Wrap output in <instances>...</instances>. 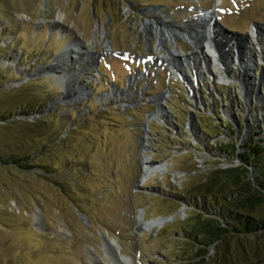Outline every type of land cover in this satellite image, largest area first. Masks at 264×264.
Segmentation results:
<instances>
[{
	"label": "rangeland",
	"instance_id": "1",
	"mask_svg": "<svg viewBox=\"0 0 264 264\" xmlns=\"http://www.w3.org/2000/svg\"><path fill=\"white\" fill-rule=\"evenodd\" d=\"M204 12L205 34L209 26L238 36L254 28L257 59L243 82L234 69L226 86L213 84L219 71L210 59L194 81H175L168 64L143 75L139 56H164L147 24L179 27ZM97 25L110 48L93 43ZM218 33V41L232 38ZM263 36L264 0H0V264H114L104 239L116 240V255L133 264H187V188L242 164L206 145L233 142L239 155L251 129L264 137ZM184 40L178 51L187 57L197 49ZM67 45L90 53L89 63L66 68L81 69L73 100L72 83L57 79L68 62L55 63ZM201 54L204 63L209 55ZM226 57L232 64L236 54ZM203 114L218 137L201 134L215 132L199 127ZM228 124L237 128L233 140ZM145 162L152 168L143 181ZM139 217L166 220L148 229ZM225 251L223 259L210 250L199 264H264V235L231 238Z\"/></svg>",
	"mask_w": 264,
	"mask_h": 264
},
{
	"label": "trees",
	"instance_id": "2",
	"mask_svg": "<svg viewBox=\"0 0 264 264\" xmlns=\"http://www.w3.org/2000/svg\"><path fill=\"white\" fill-rule=\"evenodd\" d=\"M205 120L198 118L199 127L201 122L215 132L211 135L201 128V134L210 139L218 137L217 126ZM233 126L228 124L227 130L234 138L236 129ZM251 131L239 155L235 153L234 143L218 140L214 146L206 145L213 156L236 157L242 164L213 169L204 179L200 178L187 188L185 200L192 208L181 230L183 239L192 247L185 257L187 264H199L210 257L213 249H217L223 259L227 258L226 242L231 238L264 235V137L256 140L259 131Z\"/></svg>",
	"mask_w": 264,
	"mask_h": 264
},
{
	"label": "bare ground",
	"instance_id": "3",
	"mask_svg": "<svg viewBox=\"0 0 264 264\" xmlns=\"http://www.w3.org/2000/svg\"><path fill=\"white\" fill-rule=\"evenodd\" d=\"M209 21H210L209 16L207 14H205L202 17L201 21H199L198 19H195V20H193L192 23H185L184 25H181L179 27H175L171 24H166V23H161L162 25L159 26L156 21H150L147 24L148 27L146 29L148 30V32L151 36L158 37V47L159 46L161 47V49L163 50V54H164L163 60L168 58V59H166L168 61L167 64L171 68H174L175 64H177L176 62H174V60H173L174 58H172V56L178 54L177 57H179V58L182 57V55L178 51L179 49L181 50L180 47L182 45L181 44L182 38L187 39L189 37L190 39L194 40V42L191 40V43L194 45V47L197 49V51L192 52L191 55L187 56L188 63L185 65V67H187L189 64H191V63L195 64L196 61H199V58L197 56V53L199 51H201V42H199V38H200L201 34L206 32L205 22L208 24ZM218 32L219 31H217L216 33L219 34ZM166 33H167V35H166ZM183 35H187V38L184 37ZM204 37H205V35H204ZM93 38H94V40H93L94 44L98 43V44L102 45V47H105L107 49L110 48V46H107V45L104 46V44H103V42H104L103 30H102V28L100 29L99 25H97L93 31ZM168 40L174 41L173 50L170 48H167L166 44H167ZM230 40H231V38H230ZM199 45H200V48H199ZM83 48L84 49H80L78 51L77 49L73 48V46L67 45L64 48V50L59 54L58 58L55 60L56 65L59 63H62L64 60H66L68 62V64H66V67H63V68L60 67L59 68L60 71H59L57 79L59 81L65 79V81L68 82V86L72 83V86H69V88H68L69 94L71 96L70 100H73L76 96H78L82 93L81 92L82 90H80L78 87H75L76 86L75 84L78 81V78L80 76L81 69L79 72H77V74H74V73L68 74L69 70H67V69H68V65L71 64L72 60H73V62L75 61L78 63H80V62L85 63V64L89 63L88 61L90 58V56H89L90 53L87 51L85 46ZM71 53L73 54L72 57L69 55ZM194 53H196V54H194ZM193 54H194L195 58H191V56ZM67 58H70L71 60H67ZM84 58H88V59L86 60ZM52 66H53L52 68H55L54 65H52ZM80 66H82V65L80 64ZM174 69H175V71L178 70V73L180 72L179 69H176V68H174ZM144 164H145L146 169L144 171L145 176H142L143 181L147 180L148 172H149L148 169L152 168V166H149L147 164V162H145ZM155 169H157V168L155 167ZM35 219H36V222H40V217L38 215H35ZM163 223H164V221L162 219L145 221L141 217L138 218V225L142 226V227H146L148 229L160 228L163 225ZM104 243L106 244L110 253H112L115 257L116 263H114V264H133L131 258H129L127 256L116 255V252L119 251V249H120V244L116 240L104 239ZM97 264H101V263L99 262Z\"/></svg>",
	"mask_w": 264,
	"mask_h": 264
},
{
	"label": "built area",
	"instance_id": "4",
	"mask_svg": "<svg viewBox=\"0 0 264 264\" xmlns=\"http://www.w3.org/2000/svg\"><path fill=\"white\" fill-rule=\"evenodd\" d=\"M217 31L221 32V34L223 35L222 38H224L225 40L232 37L231 40H227V42L215 41V40H213L211 35L208 36L209 32H207L206 34L203 33L202 36H200V38H199V42H201V44L204 45L203 47L201 45L202 48H201L200 52L202 54L205 53V54L209 55V57L205 59L206 62L202 63L199 59L198 64L197 63L193 64L190 62L191 64H189L187 67H185V65L188 63L187 57L185 55H183L181 58L174 56L173 60H174V62L177 63V64H175L174 68L179 69V71H180L179 73L177 70L178 74L181 73L182 76H186L187 74H190L191 76L187 77V80L188 81L189 80L194 81L199 75L200 76L203 75V69L206 68V64H207L208 60L210 59L212 61V64H211L212 67L211 68L214 67L216 71H219V76H216L217 81H216V83L213 82V84H215L216 86L217 85L226 86L225 84L228 83L227 77H229V74L233 73L234 69L237 72V73H235V75L239 76L238 78L236 76H234V80L238 81V82L242 80V82H243V80L245 79L244 74H243L244 70L246 69L248 71L249 66L251 65L250 63H254V61H256V59H257V57L255 55H253V54H255V52H252L253 49L257 50L255 45L258 42V40H257L258 36H257L254 28L251 29V34L248 32L249 34H244V35H239V36L228 34V33H225L221 30H218V29H217ZM204 35H205V37H204ZM225 37H227V38H225ZM191 40H189V41L184 40V41L187 44H189V46L192 47V50H193V44L191 43ZM262 40L264 41V36L262 37ZM192 41L194 42V40H192ZM199 48H200V45H199ZM206 50L208 52H206ZM249 50H251V51H249ZM201 53H199L198 58L200 57ZM233 53L236 54L234 61L232 62V64H227L229 62L227 61L226 54H232L233 55ZM247 54H251V57H250V59H248L246 61ZM191 58H195L194 54L191 56ZM222 61H224V62H222ZM241 61L244 63L242 64ZM223 63H225V64H223ZM203 65H204V67H203ZM224 65L227 68L228 72L224 68ZM208 67H209V65H208ZM241 67L243 69H241ZM174 68H171V69L175 70ZM212 71L214 72L213 69H212ZM182 76H181V78H182ZM262 78L263 77L261 75L260 79H262ZM203 82H201L200 85H202ZM229 82L233 83L232 80H229ZM249 82L253 83L254 81L251 80ZM256 85H257L256 87L258 88L259 87L258 81H257ZM261 86H264V85L260 84V87ZM260 89L263 90V87H261ZM247 90H248V88H247ZM210 108H211V110L214 109L212 107H210ZM238 136H239V134H238ZM236 137H237V131H236V135L234 138H236ZM232 140H233V138H232ZM216 143L217 142H215V144ZM235 152H236V150H235Z\"/></svg>",
	"mask_w": 264,
	"mask_h": 264
},
{
	"label": "water",
	"instance_id": "5",
	"mask_svg": "<svg viewBox=\"0 0 264 264\" xmlns=\"http://www.w3.org/2000/svg\"><path fill=\"white\" fill-rule=\"evenodd\" d=\"M49 109V106L48 107H46V110H48ZM236 126H237V124H236ZM245 126V125H244ZM236 131H237V128H236ZM233 138V137H232ZM233 143V142H232ZM159 219H161V218H159ZM163 221L164 220H166V219H162Z\"/></svg>",
	"mask_w": 264,
	"mask_h": 264
}]
</instances>
